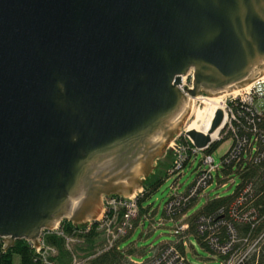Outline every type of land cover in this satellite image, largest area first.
I'll return each mask as SVG.
<instances>
[{
  "label": "water",
  "instance_id": "obj_1",
  "mask_svg": "<svg viewBox=\"0 0 264 264\" xmlns=\"http://www.w3.org/2000/svg\"><path fill=\"white\" fill-rule=\"evenodd\" d=\"M262 76L264 0H0L3 250L38 247L63 220L94 221L102 197L132 196L189 98ZM222 119L187 132L194 147Z\"/></svg>",
  "mask_w": 264,
  "mask_h": 264
},
{
  "label": "trees",
  "instance_id": "obj_2",
  "mask_svg": "<svg viewBox=\"0 0 264 264\" xmlns=\"http://www.w3.org/2000/svg\"><path fill=\"white\" fill-rule=\"evenodd\" d=\"M247 109L234 105L236 118L231 122L234 132L229 131L227 138L232 140V152L236 154L231 158L228 153L224 154L218 163L221 168L213 176L217 187H225L227 183L233 185L237 180L234 191L227 196L208 199L205 191L214 183L212 181L205 190L198 191L196 197L179 203L167 215L165 207L169 197L162 220L172 224L175 239L153 247L149 259L135 260L134 257L143 255L144 250L127 241L145 219L151 221L154 213L144 203L166 179V175L161 177L160 174L148 185H142L144 193L137 199L138 214L130 221V228H125L124 234L114 241L106 239L96 224L88 232H80L78 228L83 224L74 226L63 220L59 223L62 236L48 234L43 237L45 246L53 249V254L48 252L42 257L26 241H15L4 251L0 240V264H194L188 257L195 255L192 241L212 257L205 260L211 264H264V118ZM224 140L213 143L205 152L212 156ZM238 140L243 141L240 148ZM226 157L229 158L225 160ZM195 177L181 194L187 195ZM201 198L206 202L191 213ZM121 218L122 214L118 216L117 225L123 222ZM162 220L157 226H163ZM182 226L186 228L181 230ZM69 239L71 243L67 242Z\"/></svg>",
  "mask_w": 264,
  "mask_h": 264
},
{
  "label": "built area",
  "instance_id": "obj_3",
  "mask_svg": "<svg viewBox=\"0 0 264 264\" xmlns=\"http://www.w3.org/2000/svg\"><path fill=\"white\" fill-rule=\"evenodd\" d=\"M191 77V75H188ZM264 76L250 84V87L247 89H239V93L236 96L227 95L222 103L223 107L221 110L223 114V124L222 128L218 131V133L215 134L214 138L210 139V143L202 149H198L194 147L192 141L187 137L186 133L189 132L188 128L189 126L195 121L196 115L201 111L203 108V101L205 99H215L213 97H207L204 94H199L198 96L191 99V108L189 111L188 116L186 117L185 122L192 117L193 120L186 128L181 127L180 131L173 136L172 140L168 142L166 145V150H173L174 151V159L171 163L172 169L167 170L166 175H172L171 177L175 176L177 179L174 181L172 186L170 187V190L172 191L170 200L167 203L165 209L166 214L173 212L174 207L178 206L179 203L189 200L193 197H196L197 192L200 190H205L211 183L214 181V174L215 172L221 168L220 164H215L212 156L205 151L209 149V147L215 143L224 140V143H230L228 145L227 151L225 152V155L228 153L229 157L231 158L232 155H235L236 153L232 152V140L227 138L228 132L232 130V124L231 122L234 121L235 113L233 111V107L236 104H239L242 107H245L248 111H253L255 115L259 118H264ZM185 79V77H183ZM182 78V79H183ZM181 79V80H182ZM184 86L186 85L181 84L179 86L180 91H184ZM188 88V87H186ZM191 88V85L188 89ZM241 92V93H240ZM228 97V98H227ZM227 98V99H226ZM215 109L214 113L217 111ZM213 113V116H214ZM213 119V117H212ZM211 119V120H212ZM211 122V121H210ZM191 131V130H190ZM221 131L223 132V136L220 139L219 134ZM243 141L238 140V148L241 147ZM199 157V161L196 164V167L194 169L196 173L195 181L192 187L189 188L186 194H179L178 188L180 186L177 185L178 183V175H180V172L182 169L189 166L190 168L193 167L194 163L196 162L197 158ZM228 157V158H229ZM226 157L225 160L228 159ZM227 162V161H226ZM143 192V189L140 188L139 190L135 191L132 196L123 198V197H117V196H108V197H102V210L100 212V215L94 220V221H88L86 222L85 226L82 228H78L79 231L88 232L90 228L94 224H98L97 228L100 231H103L104 237L106 239L114 241L118 236H121L125 232V228H130V221L135 219L137 216V209H136V201L138 197L141 196ZM108 205V207H106ZM119 206V207H117ZM126 208V209H124ZM124 209V211H121L123 222H119L117 225L116 221L118 219L117 216H119V210ZM103 216V217H102ZM116 224V225H115ZM59 225V224H58ZM56 225L54 228L58 227ZM186 226H182L180 229L184 230ZM47 232H53V230H45L41 233L38 242V247H33L36 254H40L42 257H46L48 252L54 253L53 249H50L45 246L43 237L47 234ZM56 235L62 236V233L57 229L54 231ZM111 241L109 242V245L111 244ZM67 242L71 243L72 240L69 239ZM31 246L32 244L28 242ZM141 264V263H137Z\"/></svg>",
  "mask_w": 264,
  "mask_h": 264
},
{
  "label": "rangeland",
  "instance_id": "obj_4",
  "mask_svg": "<svg viewBox=\"0 0 264 264\" xmlns=\"http://www.w3.org/2000/svg\"><path fill=\"white\" fill-rule=\"evenodd\" d=\"M191 80L192 77L186 76L184 79V84L186 87H190L191 85ZM241 93V92H240ZM228 98V97H227ZM226 98V99H227ZM186 120V119H185ZM184 120V123L182 124V127L186 128L188 125L193 120V115L191 118H189L186 122ZM223 132L221 131L220 134L218 135L219 138L221 139L223 136ZM228 148V143H223L214 153H212V158L214 160V163L217 165L220 161V158L225 154ZM174 151L169 149L166 150V147L162 153V155L156 159L153 163V169L152 172L148 177L143 179L142 185L146 184L148 185L151 183V181L155 180L157 177H159V174L161 177L163 175H166L167 170H171L172 166L171 163L174 159ZM199 161V157L197 158L196 162L194 163L193 167L187 166L182 169L180 172V175H178V183L177 185L180 186L178 188V192L182 193L184 190L192 183L195 177V167L197 162ZM172 175H166V179L162 183V185L158 188V190L144 203V206H149L150 212L154 213L151 216V221L149 219H145L144 223L142 226H139L137 229L134 230L132 233L130 239L127 241V243H133L136 248L138 249H143V255L140 257H134L135 260L137 261H144L152 257V249L153 247H156L162 243H167V242H173L175 237L173 234V228L172 224L169 222L163 221V212H164V206L167 200L169 199L172 191L170 190V187L174 183V181L177 179L175 176L171 177ZM238 181L235 180V183L233 185H230V183H227L225 187H217L216 182L211 185L209 189L205 191V193L208 194V199H213L214 197H223L230 195L234 189L235 186L237 185ZM142 188V187H141ZM144 192H142L141 196L143 195ZM140 196V197H141ZM138 197V198H140ZM206 202L205 198H201L195 209L191 211L193 213L200 207L204 205ZM108 207V205H106ZM119 207V206H117ZM126 209V208H124ZM124 209H118L119 210V215L121 214V211ZM136 209H137V201H136ZM137 214H138V209H137ZM103 217V216H102ZM118 217V216H117ZM162 220L163 226L157 224ZM98 226V224H97ZM82 228V227H81ZM59 229V225L56 228H53V232H47L46 235L48 234H55L54 231ZM125 243V244H127ZM123 244V246L125 245ZM192 244L195 249V255L189 254L188 257L189 259L194 263V264H211L207 261H205L208 257L212 259L211 256H208L206 253L202 252L196 244L192 241ZM31 246V245H30ZM32 248L34 247L33 245L31 246ZM35 248V247H34ZM17 257H14V261L17 262Z\"/></svg>",
  "mask_w": 264,
  "mask_h": 264
},
{
  "label": "bare ground",
  "instance_id": "obj_5",
  "mask_svg": "<svg viewBox=\"0 0 264 264\" xmlns=\"http://www.w3.org/2000/svg\"><path fill=\"white\" fill-rule=\"evenodd\" d=\"M264 78V77H263ZM184 82V78L181 80V84H183ZM178 85V88L179 86ZM249 86L245 87L244 89H247ZM240 90H234L229 94H223L219 97H213L215 99H205L203 101V108L201 109V111L196 115L197 117L195 118V121L189 126L188 130L190 131H195V132H199L202 134H206L207 131L209 130L210 127V121L213 117V113L215 111V109H222L223 107V99L227 96V95H231V96H236L239 93ZM221 111V110H220ZM223 119H222V123L220 125V127L213 133L210 135V139L212 137V139L214 138L215 134L218 133V131L222 128V124H223Z\"/></svg>",
  "mask_w": 264,
  "mask_h": 264
}]
</instances>
